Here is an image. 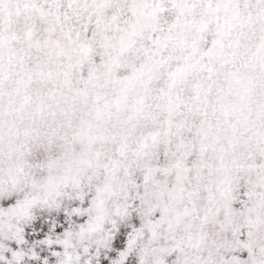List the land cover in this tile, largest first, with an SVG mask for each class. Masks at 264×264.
<instances>
[{"label": "snow or ice", "instance_id": "6c2138e0", "mask_svg": "<svg viewBox=\"0 0 264 264\" xmlns=\"http://www.w3.org/2000/svg\"><path fill=\"white\" fill-rule=\"evenodd\" d=\"M0 264H264V0H0Z\"/></svg>", "mask_w": 264, "mask_h": 264}]
</instances>
